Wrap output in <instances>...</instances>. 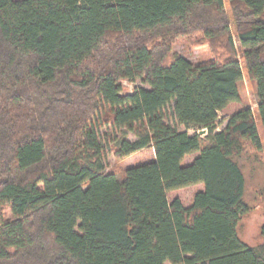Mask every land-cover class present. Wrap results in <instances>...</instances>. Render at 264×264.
Here are the masks:
<instances>
[{
	"label": "trees",
	"instance_id": "1",
	"mask_svg": "<svg viewBox=\"0 0 264 264\" xmlns=\"http://www.w3.org/2000/svg\"><path fill=\"white\" fill-rule=\"evenodd\" d=\"M101 127L154 159L107 168ZM263 137L264 0H0V264H264Z\"/></svg>",
	"mask_w": 264,
	"mask_h": 264
},
{
	"label": "rangeland",
	"instance_id": "2",
	"mask_svg": "<svg viewBox=\"0 0 264 264\" xmlns=\"http://www.w3.org/2000/svg\"><path fill=\"white\" fill-rule=\"evenodd\" d=\"M197 38L198 37L178 38L177 40H175L173 46V52L180 54L181 56H183L193 64H198L206 61L211 57V55L206 45L197 46L194 44ZM234 41H235V46L238 49V42L235 37H234ZM122 84L126 87L128 91H131L133 87H137V86L148 88V85L143 83L139 79H136L135 81H128L124 79L122 80ZM241 94L244 97V102L241 103V105L243 104V106H249L255 109L256 95L246 75H244L241 84ZM170 111L171 110L169 109V113ZM223 119L220 127H223L226 122ZM167 122L170 125L176 126L178 129H182L181 126L176 125L175 120L173 119L172 116L170 118L167 117ZM194 132H197L201 135L204 134V132H201V129L189 130V133H194ZM97 133L100 141L103 143L104 146V150H105L104 163L107 165V168L118 167L120 169H125L131 165L140 164L154 159V152L150 148L143 149L122 159H116L110 150L112 144L117 139H120L123 136L126 137L128 140H133L134 137L126 129H113L109 127H101L97 130ZM107 134L110 135L111 138L108 139L106 136ZM194 156H195L194 154L187 156L185 158V162H190ZM243 168L247 179L246 197L250 206L252 207L251 208L252 211L250 218L243 220L240 233L242 235L245 234L246 238H250L257 222L264 219V163H262L261 166H259V164L257 163L250 162L249 160L247 161L245 160Z\"/></svg>",
	"mask_w": 264,
	"mask_h": 264
},
{
	"label": "water",
	"instance_id": "3",
	"mask_svg": "<svg viewBox=\"0 0 264 264\" xmlns=\"http://www.w3.org/2000/svg\"><path fill=\"white\" fill-rule=\"evenodd\" d=\"M201 132H204V130H201Z\"/></svg>",
	"mask_w": 264,
	"mask_h": 264
}]
</instances>
